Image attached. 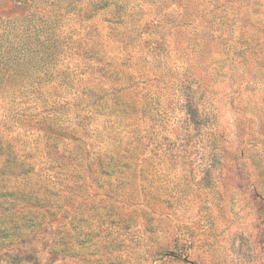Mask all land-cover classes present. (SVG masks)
I'll use <instances>...</instances> for the list:
<instances>
[{
  "label": "rangeland",
  "instance_id": "374dc122",
  "mask_svg": "<svg viewBox=\"0 0 264 264\" xmlns=\"http://www.w3.org/2000/svg\"><path fill=\"white\" fill-rule=\"evenodd\" d=\"M19 33L0 139L57 168L59 210L0 211L30 225L0 236V264H264V0H0L2 56ZM34 103L91 134L24 131L13 114ZM98 155L119 170L97 174Z\"/></svg>",
  "mask_w": 264,
  "mask_h": 264
},
{
  "label": "trees",
  "instance_id": "16d2710c",
  "mask_svg": "<svg viewBox=\"0 0 264 264\" xmlns=\"http://www.w3.org/2000/svg\"><path fill=\"white\" fill-rule=\"evenodd\" d=\"M15 24L16 22H14L13 26H15ZM14 36L15 39H11V53L4 56L0 54V82H2L4 78L21 76L24 72L22 71L23 68L21 66H23V63L21 64L20 62V56H30V54H25L18 47L22 46L23 33H19V35L14 34ZM31 38L29 39L32 40ZM0 48H2V46H0ZM2 57L5 59L4 63ZM115 93L116 92H112L113 96ZM110 101L111 99L107 98L104 100L102 98V101L100 99V101L93 104V106L95 105L97 108H105L106 110H108V108L114 109V106L116 105L112 104L114 101ZM41 106H44V104L34 103L18 105L19 109L25 111V113H19L17 115L13 114V121H16V125L24 131H37L48 140L55 143L62 141L81 143V137H78L77 134L79 130H82V133L85 135L91 134V132L86 130L81 123L74 124V128H77L78 130L76 133L73 131L71 125L61 124L60 120L57 119V114L52 111H45L47 108H54L55 104H46L48 107H44L43 109L40 108L36 114H33L32 112L26 113V110L36 109ZM13 141L14 140L11 137L0 139V160L2 158L3 161L0 166V211H16V208L20 207V211L25 213L36 211L41 218L44 217L43 211H58L59 209L56 207L59 206V203L51 197L52 188L54 183H56V180L59 181L60 172H58L57 168L54 166H50L47 170L40 169L36 163L29 161L31 153H25L26 155L18 154L19 151L13 145ZM73 158L77 161H81V157L78 153L74 154ZM96 160L99 165L97 174L112 176L116 173L115 170H119L117 169V167H119V160L116 156L109 155L108 159H105L98 155ZM61 161L62 158L55 159L51 164H57L61 169H64L65 165H67V175L69 171H76L68 164H63L66 162ZM7 174L12 180H14V184H11L8 179H4V176ZM59 183L61 182L59 181ZM12 218L13 217L10 219L8 216H0V225L7 223L8 220L11 224L10 227H0L1 238L11 240L12 236L15 235L13 234V231L18 232V234H16L17 238L27 236L29 232H23V229L30 227V225H28L26 221L19 222ZM10 228L13 231H9ZM65 234L67 233L59 226L55 232L53 241V248L63 253H66L70 249L68 245L69 243L65 240L68 237V234Z\"/></svg>",
  "mask_w": 264,
  "mask_h": 264
}]
</instances>
